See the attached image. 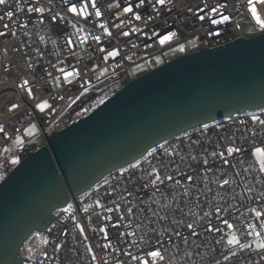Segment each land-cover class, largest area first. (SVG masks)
Listing matches in <instances>:
<instances>
[{
	"label": "built area",
	"instance_id": "1",
	"mask_svg": "<svg viewBox=\"0 0 264 264\" xmlns=\"http://www.w3.org/2000/svg\"><path fill=\"white\" fill-rule=\"evenodd\" d=\"M73 2H77V0H73ZM84 2H90V0H84ZM128 2L135 4L138 0H96L97 6L102 13L101 22H107L113 32L110 42L102 36V40H105L103 46L108 51L115 48L121 50V54L116 60L107 62L103 61L104 54L98 51L100 45L95 44L94 41H89L84 46L86 50L82 51L74 36L72 39L76 43L72 52L75 54L70 53L66 45V38L73 30L67 25V21L61 22L59 25H52L47 18L44 24L35 22L36 14L29 16L27 13L28 8L35 6V0H8L7 5H0V16L7 11H14L15 13L11 21L7 18L0 21V31L8 33L15 31L17 33L14 37L10 34L0 37V124L5 127V133H0V175L4 176V178L17 166L10 163L12 157H19L20 161H23L29 153L36 152L44 145H47L53 135L86 116L102 104L101 100L106 101L130 81L177 56L202 49L225 46L239 38L249 39L262 33L259 29L253 31L254 24H252L251 17L247 12V0H172L170 5L172 10L170 12L167 9H161V15L144 26L146 35L144 33H133L129 37H123L120 33L128 31L130 27L143 26L142 21H133L131 25L122 29L112 27L113 24L119 23L120 20L125 22L128 20V16H121L119 20L117 19V14L122 12L123 7L127 6ZM205 3H207L208 9L219 3H226L227 7L223 11L224 14L230 16V23L212 25L207 20L201 23L194 13L200 7H203ZM17 5L24 11H17ZM110 5L111 7H109ZM39 6L53 8V12L46 13V17L59 12L62 15H66L68 19L76 21L75 17L66 13L61 0H51V2L50 0H40ZM189 9H192V12H189ZM89 11L93 12L90 6ZM138 11L142 12L145 18L148 15L155 16V12L151 10L147 2L145 8ZM94 19L93 14L89 21H81L80 23H83L87 32L101 34V30L92 23ZM25 23L28 25L27 28L20 26ZM4 24H9L10 27L5 29ZM237 24L240 27H236ZM153 31L161 35L177 32L178 36L173 39L171 44L161 47L158 44V38L151 40L147 38V36L152 35ZM40 36L45 37V42L42 43L40 41ZM179 44L185 45V52L172 51ZM192 45H195V47ZM37 49H39V54ZM125 56H131L132 60L124 59ZM157 57L162 61L160 64L155 62ZM60 61H63V63H60ZM29 63L31 67H29ZM93 64L99 66L95 73L92 71ZM53 65H56V67H53ZM61 67L65 71L78 69L81 73L80 78L74 81L72 85L64 84L62 73L57 71V68ZM104 68H107L108 72L97 80L95 77ZM49 72L52 73L51 76L48 75ZM57 76L61 78V86L59 88L55 86V77ZM25 79L29 81V87L33 90L32 99H28L26 92L18 87ZM85 80L90 81L89 84L85 85L87 91L79 86ZM61 96H63V99H60ZM45 99L52 105V109L42 115L35 111V104ZM12 103H17L20 107L15 111L9 112L8 108L11 107ZM85 109L88 111L85 112ZM253 113L259 114L264 118V108H261L234 114L223 118L222 121L205 124L208 125L207 128L202 125L185 131L149 149L143 157L128 166L109 172L89 190L73 197L64 207L56 209L51 214V224L48 228L36 230L31 234L21 248L20 256L23 259L21 264H92L91 254L88 253L85 243H90L93 247L94 254L97 257L95 264H105V261L107 264H139V261H132L124 253L130 251L133 255L143 257L144 252L142 250H147L149 247L155 248L157 245L156 238L151 234L145 236V239L151 242L150 244L141 242L137 246L132 245L133 239L147 232V228L141 229L137 227L139 222L145 219V215L138 211L140 205L134 197L139 195L147 203V195L143 190L138 191L143 183V181L137 179L140 175L139 171L133 176L132 181L127 179L132 171L131 165L139 163L142 168L147 170L149 168L148 159H153L154 163H158L161 157V145L167 147L173 144H181L182 148H186L189 143L185 139L186 134L190 135L193 140L201 141L200 146L195 148L197 153L204 148L211 152L216 149L218 144L222 150L230 142V138L235 139L237 146L251 148L253 145L249 141L252 137L250 133L245 132L239 121L246 120L248 115ZM32 123L37 125V134L32 137L24 136V129ZM17 128L21 129L20 133H16L15 130ZM5 134L10 139H5ZM16 135H21L25 140L22 149L16 147L13 143ZM261 144H264V137L258 135L256 137V146ZM5 148L9 149V151L5 152ZM153 149L156 150L155 157H149L148 154ZM245 159H248V157H245ZM177 161L179 162L178 158ZM181 166L184 167V165ZM124 169H129L130 171L125 172L124 177H120L119 173ZM227 174L228 176H233L232 170H227ZM255 177L256 173L243 172L241 176L234 177L235 184L233 187L235 191L232 194L235 195V199L233 200L231 195L227 198L230 205L236 206L233 209L234 215L229 218L236 223L245 242L249 241L251 237H247L243 229L248 223H256L248 209L250 207H264V197L260 195L261 192H264V183H257ZM106 181L107 183H105ZM249 188L251 192H248ZM96 189H99V191L97 192ZM113 189L115 191L112 196L105 195L106 190L113 191ZM126 189L134 194L133 197L127 198L131 201V204L122 199V195H126ZM151 191L152 189L149 187L148 192L150 193ZM249 196L252 197L251 200H249ZM97 198H102V202L107 207H114L111 201L115 200L121 205V210L125 214L127 207L136 206L134 207L135 215L132 217V228H113L108 223L107 218L111 217L112 223H115L118 219L117 214L95 208L94 201ZM82 201L83 203H81ZM258 201L261 203H257ZM69 205H72L75 211L70 209L69 213L61 212V209L67 208ZM86 205H92L89 213L82 211ZM96 212H99L100 215L97 216ZM57 213H60V215L58 216ZM71 215H75L77 221L85 227L89 241L84 242L83 238L79 236L78 229L75 228L71 221ZM89 216L92 218L91 225L88 222ZM236 216H239L240 219L235 220ZM61 220L66 222L61 223ZM99 226H107L109 228L112 247L108 250L103 247H96L97 244L107 243L102 240V234L98 235L91 230ZM49 228H52L51 233L48 232ZM64 231H67V236L57 235V233ZM122 231H136L137 236L135 238H121L119 234ZM209 237L212 243L204 241L203 243L206 246L195 250L185 249L183 245H180L178 249L175 242H169L166 237H163L165 243L161 246V250L166 257L165 264H169V259H171V264H215L217 259L221 260V264H243L240 257L224 262L220 254L221 246H216L217 250L213 252L211 249L214 245V238L211 237V234H209ZM45 239L49 241L48 244L44 243ZM53 242H64V247L57 252L54 250ZM186 251H198L200 255H193L191 260H189L185 256ZM243 255L244 261L250 258L252 264H255V261L259 258V254L256 253H252L251 257L247 253ZM261 264H264V261H261Z\"/></svg>",
	"mask_w": 264,
	"mask_h": 264
},
{
	"label": "water",
	"instance_id": "2",
	"mask_svg": "<svg viewBox=\"0 0 264 264\" xmlns=\"http://www.w3.org/2000/svg\"><path fill=\"white\" fill-rule=\"evenodd\" d=\"M264 108V33L177 56L29 153L0 183V264L109 172L202 125Z\"/></svg>",
	"mask_w": 264,
	"mask_h": 264
},
{
	"label": "snow or ice",
	"instance_id": "3",
	"mask_svg": "<svg viewBox=\"0 0 264 264\" xmlns=\"http://www.w3.org/2000/svg\"><path fill=\"white\" fill-rule=\"evenodd\" d=\"M146 2L147 5L151 7V10L155 12V16L148 15L147 18H145L144 14L138 11L145 8ZM61 3L65 7L66 13L76 18L75 22L59 12L52 14L50 17H46V13H52L53 8L39 6L40 0H35V6L28 8L27 13L29 16L36 14L35 22L39 24H44L46 18L52 25H59L61 22L67 21V25L73 30L66 38V45L72 54H75L72 52V49L76 41H78L82 51L86 50L84 46L87 45L89 41H94L95 44L100 45L98 51L104 54V62L116 60V58L120 56V49L115 48L108 51L103 46L105 40H102V36L110 42V39L113 37V32L110 30L107 22H101L102 13L97 6L96 0H90V2H84V0H77V2H73V0H61ZM171 3L172 0H138L135 4L128 2L127 6L123 7L122 12L117 14L118 20L121 16H128V20L126 22L120 20L119 23L113 24L112 27L122 29L131 25L133 21H142L143 26L130 27L128 31H123L120 34L123 37H129L130 34L133 33H144V26L158 18L161 15V9H167L169 12L172 10L170 7ZM7 4L8 0H0V5ZM89 6L93 12L89 11ZM109 7H111V5ZM117 7H119V5H117ZM226 7V3H219L208 9V5L205 3L204 6L200 7L194 14L201 23L207 20L212 25L226 24L230 23V16L224 14L223 11ZM17 11H24V9L19 8L17 5ZM188 11L192 12V9ZM247 12L251 17L252 24H254L253 31L259 29L264 33V0H247ZM14 14V11H7L0 16V21L5 18L11 21ZM93 14L95 19L92 20V23L101 30V34L87 32L83 23H80L81 21H89V18L92 17ZM20 26L24 28L28 27L26 23ZM9 27V24H4L5 29ZM236 27H240V25L237 24ZM9 34L14 37L17 33L15 31H11L10 33L0 31V37H5ZM144 34L146 35V33ZM217 35H219V33H217ZM73 36L76 37V41L72 39ZM177 36V32L161 35L153 31L152 35L147 36V38L149 40L158 38V44L163 47L171 44L173 39ZM39 39L42 43L45 42L44 36H40ZM192 46L195 47V45ZM133 47H135V45H133ZM172 51L183 53L186 51V48L184 44H179V46L173 48ZM37 53L39 54V49H37ZM124 59L131 61L132 57L125 56ZM155 62L160 64L162 61L157 57ZM60 63H63V61H60ZM29 67H31L30 63ZM53 67H56V65H53ZM98 67L99 66L96 64L92 65L93 73L97 71ZM57 71L62 73L63 83L67 85H72L81 75L78 69L65 71V69L61 67L57 68ZM107 72L108 69L104 68L95 78L99 80ZM48 75L51 76L52 73L49 72ZM113 75H115V73H113ZM89 83L90 81L85 80L79 86L87 91L85 85ZM55 86L57 88L61 86V78L59 76L55 77ZM18 87L26 92L28 99L33 98V90L29 87L28 80L25 79ZM60 99H63V96H61ZM77 99H79V97H77ZM100 102L104 103V100ZM73 103H75V101H73ZM19 107V104L12 103L8 111H15ZM51 109L52 105L46 99L35 104V111L42 115ZM87 111L88 110L85 109V112ZM239 124L243 126L246 133H250L252 139L249 143L253 145L251 148L237 146L235 139L230 138V142L224 146L222 150L218 144L216 149L211 152H209L207 148H204L201 152L197 153L195 148L200 146L201 141L193 140L190 135L186 134L185 139L189 141L186 148H182L181 144H173L167 147L161 145V157L158 163H154L153 159H148L147 164L149 168L147 170L142 168L139 163L131 165L132 171L127 179L132 181L133 176L139 171L140 175L137 179L143 181V183L138 191L143 190L147 195V203H145L144 198L139 195L134 197L140 205L138 211L145 215V219L141 220L137 227L141 229L147 228V232L133 239L132 245L137 246L141 242L150 244L151 242L145 239V236L149 234L156 238L157 245L155 248L149 247L147 250H142L144 252L143 257L133 255L130 251L124 253L126 256H129L132 261H139V264H165L166 257L161 250V246L165 243L163 237H166L169 242H175L178 249L180 245H183L185 249L195 250L202 246H206L203 243L204 241L212 243L209 234L214 238V245L211 250L215 252L217 250L216 246H221L220 254L224 262L240 257L243 264H252L250 258L244 261L243 254L245 253H247L249 257H251L252 253L259 254V258L255 261V264H261V261H264V207H250L248 209V212L256 223H248L243 229L247 237H251L247 242L242 239L236 223L229 218L234 215L233 209L236 207L235 205H230L227 199L229 195H231L233 200L235 199V195L232 194L235 191L233 187L235 184L234 177L241 176L242 172L256 173V182L264 183V144L256 146V137L258 135L264 137V118L259 114L253 113L249 114L246 120H240ZM207 127L208 125H205V128ZM15 131L16 133H20L21 129L17 128ZM0 133H5L3 124H0ZM36 134L37 125L35 123L30 124L24 129L23 133V135L27 137H32ZM5 139H10V137L5 134ZM13 143L16 147L22 149L25 140L21 135H16ZM181 143H183V141H181ZM4 151L8 152L9 149L5 148ZM155 152L156 150L153 149V151L148 154L149 157H155ZM245 157H248V159H245ZM10 163L12 165H19L21 161L19 157H12ZM181 165H184V167ZM229 169L232 170L233 176H228L227 170ZM129 171V169L122 170L119 173L120 177H124L125 172ZM4 179V176L0 175V181H4ZM105 183H107V181ZM149 187L152 189L150 193L148 192ZM96 191L98 192L99 189H96ZM114 191V189L113 191L106 190L105 195L112 196ZM125 192L126 195H122V199L131 204V201L127 198L133 197L134 194L132 191H127V189ZM248 192H251L250 188ZM260 195L264 197V192H261ZM251 199L252 197L249 196V200ZM81 203H83V201ZM111 203L114 207H107L102 202V198H97L94 201L95 208L104 209L108 213L115 212L117 214L118 219L115 223H112L111 217L107 218L108 223H110L113 228L131 229L132 217L135 215L134 207L136 206L127 207L125 214V212L121 210V205L119 203L115 200L111 201ZM257 203L261 202L258 201ZM90 208H92V205H86L83 207L82 211L84 213H89ZM205 208H207V210H205ZM70 209H73L72 205L61 209V212L69 213ZM73 211H75V209H73ZM57 215L59 216L60 213H57ZM96 215L99 216L100 213L96 212ZM91 219V216H89V225H91ZM239 219V216L235 217V220ZM71 221L75 228L78 229L79 236L83 238V241H89L85 227L77 221L75 215H71ZM65 222L66 221L61 220V223ZM53 227H55V225H53ZM91 230L98 235L102 234V240L107 242L104 244H97L96 247H103L105 250L112 247L110 231L107 226H99ZM48 232L51 233L52 228H49ZM67 234V231L57 233L58 236H67ZM119 235L121 238H135L137 233L136 231H122ZM44 243L48 244L49 241L45 239ZM53 243L54 250L57 252L64 247V242ZM85 247L88 253L91 254L92 264H95L97 257L94 254L92 245L90 243H85ZM193 255L199 256L200 253L198 251L185 252V256L189 260H191ZM105 264H107L106 261ZM169 264H171V259H169ZM215 264H221V260L217 259Z\"/></svg>",
	"mask_w": 264,
	"mask_h": 264
}]
</instances>
